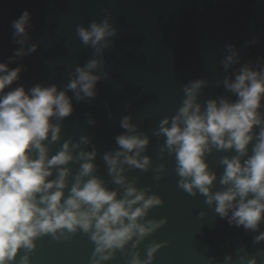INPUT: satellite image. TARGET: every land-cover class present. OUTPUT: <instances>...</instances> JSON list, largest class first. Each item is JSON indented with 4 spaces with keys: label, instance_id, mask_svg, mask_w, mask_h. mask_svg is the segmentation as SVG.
<instances>
[{
    "label": "water",
    "instance_id": "95a60500",
    "mask_svg": "<svg viewBox=\"0 0 264 264\" xmlns=\"http://www.w3.org/2000/svg\"><path fill=\"white\" fill-rule=\"evenodd\" d=\"M25 10L30 20L21 44L17 41L22 37H14L12 21ZM105 20L115 33L102 42L107 46L97 52L101 45H85L77 29L90 30L93 22L101 24ZM32 45L36 50L29 52ZM20 49L26 54L17 56ZM233 52L238 62L226 69L224 61ZM91 60L99 61L93 70L100 77L94 89L96 95L77 100L67 85L76 77V68ZM0 63L9 69L22 68L5 93L20 86L27 92L36 85H56L58 91L66 92L74 111L63 120L52 118L53 123L61 125V139L49 143V135V140L43 142L49 148V158L61 150L64 142L75 144L82 136L88 137L89 143L81 144L73 155L95 150L93 175L116 191L117 199L123 198L125 187L114 182L103 157L122 150L116 137L128 134L121 127L123 118L130 117L135 134L148 138L140 156L149 158L148 169L124 164L122 175L126 183L144 191L146 199L155 195L161 200L138 223H163L138 243L134 236L123 250L117 249L112 259L101 264H130L134 256L145 261L148 249L156 245L150 264H246L251 258L264 264V241L254 242L264 233V220L255 231L237 227L229 223V218H221L215 202L209 205L207 196L198 189L193 195L179 187L182 178L176 171L175 153L167 149V138L158 134L161 121L167 118L171 122L183 106L185 86L207 81L197 94L203 110L208 100H236L224 80H234L242 67L264 73V0H0ZM259 111L264 118V100ZM261 126L254 127V139L242 163L252 155ZM236 155L234 148L214 147L205 154L209 170L217 177L210 186L212 194L227 187L220 183L225 169L222 159ZM83 162L76 159L66 165L70 174L65 198ZM57 176L53 169L48 179ZM34 244L32 251L21 249L9 264H20L24 256L29 264H91L96 247L90 235L80 229L71 233L65 229L63 234L58 230L55 238L45 234Z\"/></svg>",
    "mask_w": 264,
    "mask_h": 264
},
{
    "label": "clouds",
    "instance_id": "9594fccd",
    "mask_svg": "<svg viewBox=\"0 0 264 264\" xmlns=\"http://www.w3.org/2000/svg\"><path fill=\"white\" fill-rule=\"evenodd\" d=\"M29 20L30 13L25 10L12 21L14 37H22L18 43H24ZM114 33L107 20L101 24L93 22L90 30L77 29L85 45H101L97 52L107 46L102 42ZM35 50L36 45H32L28 51ZM25 54L23 49L16 53L17 56ZM237 62V54L233 52L224 61V67L227 69ZM98 64L99 61L91 60L84 67L76 68V77L67 88L75 93L77 100L96 95L94 89L100 77L93 74V70ZM21 71V67L9 69L7 64L0 63V264L14 261L21 249L32 251L36 238L45 234L55 238L58 230L63 234L65 229L69 233L80 229L90 235L96 245L91 264L108 261L134 236L138 237V243L163 223L149 221L150 226L138 223V219L153 206L160 205L161 200L155 195L146 199L145 192L126 183L122 175L124 164L148 169L149 158L140 156L149 140L135 134L136 126L130 123V117L123 118L121 127L127 129L128 134L116 137L122 150L115 154L105 153L103 157L114 182L125 187L123 198L117 199L118 193L109 190L103 180L93 175L97 152L80 151L78 156L73 155L81 144L89 143L88 137L82 136L75 144L71 140L64 142L61 150L49 158V148L43 142L49 140V135V143L61 139V125L53 123L52 118L69 117L74 111L73 104L66 92L58 91L56 85H36L27 92L20 86L5 93ZM206 83L197 80L185 86L183 106L171 122L167 118L161 121L158 134L167 138V149L175 153L176 171L182 178L179 187L193 195L194 189H198L207 196L209 205L215 202V211L221 218L227 217L230 224L234 222L237 227L255 231L264 220V126H261L264 118L259 111L264 100V73L242 67L234 80H224L225 87L235 94L236 100H208L202 110L197 94ZM255 126H261L255 137L257 142L252 155L242 163L241 158L254 139ZM213 147L217 150L234 148L237 153L232 158L222 159L225 169L220 183L227 187L214 194L210 186L217 177L204 159ZM76 159L84 162L70 195L65 198L64 189L70 174L66 165ZM53 169L58 176L49 180ZM260 241H264V233L255 237L254 242ZM156 247L158 245L148 249L147 260L141 261L134 256L130 264H150ZM226 259L231 260V257ZM244 259L241 257L242 261ZM20 264H29V258L22 257ZM246 264H257L256 258L248 259Z\"/></svg>",
    "mask_w": 264,
    "mask_h": 264
}]
</instances>
